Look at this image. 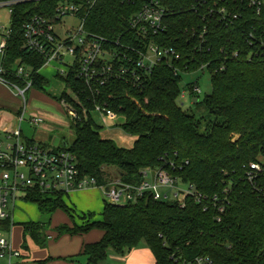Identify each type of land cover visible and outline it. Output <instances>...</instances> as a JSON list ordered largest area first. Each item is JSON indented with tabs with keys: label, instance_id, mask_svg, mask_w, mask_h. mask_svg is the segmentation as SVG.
I'll use <instances>...</instances> for the list:
<instances>
[{
	"label": "trees",
	"instance_id": "trees-1",
	"mask_svg": "<svg viewBox=\"0 0 264 264\" xmlns=\"http://www.w3.org/2000/svg\"><path fill=\"white\" fill-rule=\"evenodd\" d=\"M7 1L13 0H0ZM16 1L9 6L11 34L3 65L11 72L16 63L30 67L33 88L45 90L49 80L40 74L45 59L24 47L23 25L34 14L52 15L57 0ZM140 2L98 0L87 17L86 27L111 39L129 41L128 19L140 8ZM194 2L162 0L168 11V29L155 40L181 52L176 68L184 72L197 71L209 62L212 92L201 102L209 113L208 119L182 108L178 102L182 73L161 63L141 87L113 81L102 89L101 100L123 115L122 127L137 136L133 147H121L112 139L102 138L100 127L89 116L72 121L75 139L67 149L76 156L80 172L100 182L110 178V170L127 181L138 182L143 168L171 159L189 160L178 174L209 195L221 192L229 185V178L231 205L222 220L217 221L215 208L203 211L193 200L182 207L145 197L125 205L105 201L99 218L90 212V219L78 224L73 218V207L62 194L30 190L25 201L35 203L49 219L20 224L24 248L28 246V236L40 247L47 246L45 223L51 224L52 216L61 210L73 224L57 226L59 235L85 234L94 229L103 232L100 240L83 246L87 264H105L110 250L122 254L141 242L151 250L156 264H183V260L201 255L209 256L215 264H264V166L252 179L242 168L264 156V55L256 54L258 44L250 43L249 37L255 32L264 38V12L258 17L247 9L226 25L213 20L205 7L195 11ZM205 26L207 41L203 42L199 34ZM222 65L224 69H220ZM57 76L65 83L59 101H72L71 90L88 107L92 106L86 93H82L84 86L80 81L72 75ZM8 77L26 85L15 75ZM188 85L192 89V83ZM0 229H11L10 220L0 219Z\"/></svg>",
	"mask_w": 264,
	"mask_h": 264
},
{
	"label": "built area",
	"instance_id": "built-area-1",
	"mask_svg": "<svg viewBox=\"0 0 264 264\" xmlns=\"http://www.w3.org/2000/svg\"><path fill=\"white\" fill-rule=\"evenodd\" d=\"M16 2V0L0 2V6L9 7ZM97 2L98 0H57L52 15L34 14L23 25L24 47L44 57L42 68L55 63L57 75L63 77L72 75L83 84L82 93H86L91 107H88L87 102L75 91L69 90L72 101L67 98L61 99L71 121L88 119L93 113H99L108 120L117 119L120 114L112 110L107 101L101 100L102 89L110 82L119 81L141 87L153 69L161 63L170 65L176 73L184 72L176 68V62L182 58L181 52L175 47L155 40V37L163 35L168 29L166 22L168 11L162 0H141L140 8L128 19L131 39L126 42H122L121 37L111 39L87 29V17ZM204 7L206 13L217 23L229 25L247 9H251L258 17L261 16L264 12V0H195L193 4L195 11ZM67 17L75 18L79 22L76 25L67 24L65 22ZM3 29L5 33L0 42V82L10 88L16 87L17 95L24 96L33 88L31 68L16 63L11 72L3 65L11 25ZM207 32L205 26L199 34L203 42L207 41ZM249 37L250 43L258 44L256 54L260 52L264 55L263 35L257 36L255 32H251ZM235 56H238V53H235ZM205 68L209 70V62L202 64L198 70ZM224 68L223 65L220 67ZM9 74L23 80L26 85L22 86L12 81L8 77ZM189 91L194 95L200 92V88L192 83V89L189 88ZM185 94L183 90L180 97H184ZM24 113L25 108L21 114L19 113L18 127L0 128V219L10 220L11 223V229H0V264L1 261L12 264L13 258L22 254L15 248L11 236L4 235L3 232L12 234L15 204L19 200H25L30 190H39L46 194L60 193L65 197L74 191L97 188L103 192L107 202L115 205L135 203L142 198L151 197L154 200L177 203L184 207L189 200H193L203 208V211L215 208L217 221L222 220L231 205L229 178V185L221 192L209 195L178 174L189 165V160L171 159L164 164L145 167L140 172L141 180L138 182L127 181L113 170H110V178L104 179L103 182L94 176L83 175L78 168L76 156L67 149V146L50 147L24 136L21 128L25 119ZM43 121L40 115L31 119L33 124ZM263 166L264 156H259L258 160L243 164L242 168L246 171V176L252 179ZM182 263L215 264L213 259L203 255L192 260H183Z\"/></svg>",
	"mask_w": 264,
	"mask_h": 264
},
{
	"label": "rangeland",
	"instance_id": "rangeland-1",
	"mask_svg": "<svg viewBox=\"0 0 264 264\" xmlns=\"http://www.w3.org/2000/svg\"><path fill=\"white\" fill-rule=\"evenodd\" d=\"M67 24H77L79 21L75 18L67 17ZM11 25L10 8L6 5L0 6V26L9 28ZM0 28V42L3 39L5 30ZM1 58V57H0ZM57 64L52 63L42 69V74L49 79L45 86V90L34 87L28 90L24 96H18L16 87L8 88L0 84V128L14 129L18 127L19 113L21 114L25 108L24 120L21 124L24 136L29 139H34L38 142H46L55 147H68L75 139V133L72 128V121L67 115L65 105L58 100L65 89V83L57 76ZM193 83L200 88V92L191 94L188 84ZM182 91L186 92L184 97H179L178 102L183 109L194 113L198 118L208 119L209 113L203 103H201L207 94L212 92L211 75L207 68L197 70L195 72H183ZM23 88V87H22ZM198 99L200 103L195 102ZM40 115L44 122L39 124L30 123L31 119ZM93 120L100 127L99 132L102 138L112 139L117 145L125 148L134 146L137 136L127 133L122 124L125 121L123 115H118L117 119L108 120L103 118L99 113L92 114ZM203 122V120H202ZM205 124V123H204ZM116 173V172H115ZM106 197L100 189L94 188L85 190L79 193L65 196V201L71 207L75 222L82 224L87 222L90 217L89 212L100 216ZM14 225L12 240L14 244H18L23 240L22 223L28 221L46 222L49 217L47 214L41 213L35 203L25 200H19L14 208ZM65 213L56 211L52 216L51 224L45 223L47 230H53V226L59 225L65 221ZM19 223V224H17ZM4 235L11 236V233ZM28 243L33 249L35 241L31 237H27ZM146 247L144 242H141L137 248Z\"/></svg>",
	"mask_w": 264,
	"mask_h": 264
},
{
	"label": "crops",
	"instance_id": "crops-1",
	"mask_svg": "<svg viewBox=\"0 0 264 264\" xmlns=\"http://www.w3.org/2000/svg\"><path fill=\"white\" fill-rule=\"evenodd\" d=\"M0 61H1V58H0ZM42 69L40 70L41 75H43ZM0 84L8 87L2 82H0ZM31 140H34V139H31ZM34 141L37 142L36 140ZM38 143H41V144H44L50 147H55V146H51L50 144L46 142L44 143L38 142ZM90 189H94V188H87L83 190L74 191L71 194L79 193V192L90 190ZM13 214H14V210H13ZM65 217L66 218L63 223L72 225L73 222L71 221L70 217L66 213H65ZM99 217L100 216L96 215V218H99ZM14 225H16L15 222H14ZM59 225L53 226V230L46 231L47 235L49 236L48 244L46 247H40L34 242L35 245L33 249H31L28 243V239H27V245H28L27 248L23 247L22 245L23 240L20 241L18 244L13 243L15 248L19 249L22 252V254L19 257H14L12 264H87V256L82 255L83 246L86 243H92V242H96L100 240L101 237L103 236V232L101 230L94 229L85 234L71 235V234L65 233V234L59 235L58 232L56 231V227ZM51 226H52V222H51ZM13 229H14V226L12 228L11 238L13 236ZM108 254H109L108 260L106 261L105 264H156L154 256L148 247L147 248L146 247H143V248L136 247L122 254H119L113 250H110ZM1 264H7V261H1Z\"/></svg>",
	"mask_w": 264,
	"mask_h": 264
},
{
	"label": "water",
	"instance_id": "water-1",
	"mask_svg": "<svg viewBox=\"0 0 264 264\" xmlns=\"http://www.w3.org/2000/svg\"><path fill=\"white\" fill-rule=\"evenodd\" d=\"M195 102H198V99H195Z\"/></svg>",
	"mask_w": 264,
	"mask_h": 264
}]
</instances>
